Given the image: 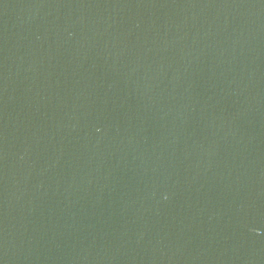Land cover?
<instances>
[{"label":"water","instance_id":"water-1","mask_svg":"<svg viewBox=\"0 0 264 264\" xmlns=\"http://www.w3.org/2000/svg\"><path fill=\"white\" fill-rule=\"evenodd\" d=\"M0 264H264V0H0Z\"/></svg>","mask_w":264,"mask_h":264}]
</instances>
